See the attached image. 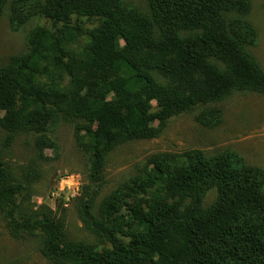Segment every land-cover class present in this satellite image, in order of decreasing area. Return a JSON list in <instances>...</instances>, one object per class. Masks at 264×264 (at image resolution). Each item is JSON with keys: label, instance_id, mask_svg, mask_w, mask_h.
Here are the masks:
<instances>
[{"label": "trees", "instance_id": "1", "mask_svg": "<svg viewBox=\"0 0 264 264\" xmlns=\"http://www.w3.org/2000/svg\"><path fill=\"white\" fill-rule=\"evenodd\" d=\"M147 2L150 16L122 0L13 1V28L33 16L51 26L31 30L28 52L0 68L7 140L19 115L30 118L42 151L59 122L82 123L79 134L111 112V126L84 143L89 166L80 198L82 221L110 247L68 240L47 207L25 211V187L1 161L0 212L12 231L39 233L42 254L61 264H264V172L232 151L154 155L108 196L100 217L92 213L108 155L157 135L152 101L162 94L160 118L234 92L264 95V70L250 52L257 31L246 18L249 0ZM85 19L96 25L84 28ZM211 188L217 197L205 207Z\"/></svg>", "mask_w": 264, "mask_h": 264}, {"label": "rangeland", "instance_id": "2", "mask_svg": "<svg viewBox=\"0 0 264 264\" xmlns=\"http://www.w3.org/2000/svg\"><path fill=\"white\" fill-rule=\"evenodd\" d=\"M14 0H4L0 9V68L10 65L14 58L28 52L27 37L38 26L49 27L51 23L41 16H33L18 28L10 21ZM141 13L150 16L147 0H122ZM250 11L247 20L257 31L256 43L250 52L264 70V0H249ZM84 28L96 25L94 20L79 22ZM84 38L76 40L83 44ZM74 45L76 47L77 45ZM121 40L117 42L120 47ZM163 94L152 101L153 124L157 135L150 139L131 141L116 147L107 157L104 178L97 188L92 213L100 217L108 196L119 186L135 178L146 168L149 159L157 154H181L199 150L206 157L225 151L237 154L247 165L264 172V95L256 92H234L213 103L196 106L191 111L178 115H165L159 111ZM3 114L0 113V118ZM111 112L100 115L93 124L77 134L82 123L61 121L46 133L49 143L41 151L37 145L38 133L28 116L15 119L16 130L7 140V131L0 122V161L25 187L21 198L23 209L47 207L54 217L61 220L68 240L82 241L97 249L109 248L108 242L96 235L83 221L80 214L81 187L86 184L89 160L84 143L96 129L111 126ZM151 167L147 168L150 173ZM77 177L81 185L76 196L67 204L65 197L72 192L68 184L62 185L63 192L56 198L51 193L59 187L65 177ZM61 186V185H60ZM217 197L215 188L203 196V206L211 205ZM114 212L115 209H106ZM42 238L39 233L15 232L8 227L7 220L0 212V264H61L45 257L41 252Z\"/></svg>", "mask_w": 264, "mask_h": 264}, {"label": "built area", "instance_id": "3", "mask_svg": "<svg viewBox=\"0 0 264 264\" xmlns=\"http://www.w3.org/2000/svg\"><path fill=\"white\" fill-rule=\"evenodd\" d=\"M65 184H68L71 192H72V195L71 194H68L67 197H65L66 199V202H68V200L71 198V197H74L77 195V193L79 192V189H80V185H81V182H80V179H78L77 177H73V176H70V177H65V178H62L61 181H60V184H59V187L56 188L54 191L55 192H52L51 193V198H56L57 196L60 195V193H62L63 191V187L62 185ZM61 185V186H60Z\"/></svg>", "mask_w": 264, "mask_h": 264}]
</instances>
